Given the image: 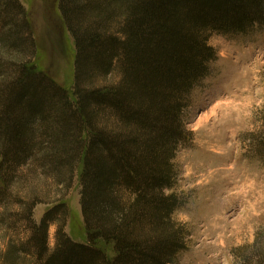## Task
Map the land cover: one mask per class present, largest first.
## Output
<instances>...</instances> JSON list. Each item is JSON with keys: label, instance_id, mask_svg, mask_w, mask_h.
Listing matches in <instances>:
<instances>
[{"label": "trees", "instance_id": "16d2710c", "mask_svg": "<svg viewBox=\"0 0 264 264\" xmlns=\"http://www.w3.org/2000/svg\"><path fill=\"white\" fill-rule=\"evenodd\" d=\"M59 9L76 46L71 88L37 65L22 1L0 0V204L17 203L10 218L31 230L5 261L22 250L27 264H172L189 236L173 217L183 205L174 159L192 140L190 95L217 55L210 35L250 33L264 23V0H59ZM259 139L264 156V123ZM76 177L82 240L66 231V200L33 218ZM18 179L29 196L14 192ZM262 233L233 250L241 264H264Z\"/></svg>", "mask_w": 264, "mask_h": 264}, {"label": "rangeland", "instance_id": "374dc122", "mask_svg": "<svg viewBox=\"0 0 264 264\" xmlns=\"http://www.w3.org/2000/svg\"><path fill=\"white\" fill-rule=\"evenodd\" d=\"M21 1L36 41L37 65L71 88L76 46L59 0ZM209 43L216 58L209 74L193 89L183 113L192 140L179 148L174 159L178 176L173 190L183 198V205L173 217L186 225L189 236L187 249L172 264H241L234 249L253 243L258 232H263L264 244V156L259 145L264 123V23L248 34L213 32ZM18 181L14 192L29 196L28 184ZM36 190L44 198L43 186L37 184L32 192ZM49 199L35 207V221L40 222L54 202L66 200V231L77 240L85 239L78 177L69 188L54 187ZM20 210L13 201L9 207L0 204V264H7L12 245L22 244L31 235L25 221L10 218ZM57 227L52 223L49 229L51 250ZM20 252L16 264L26 262L27 254Z\"/></svg>", "mask_w": 264, "mask_h": 264}]
</instances>
